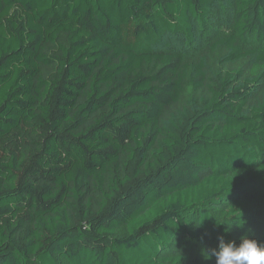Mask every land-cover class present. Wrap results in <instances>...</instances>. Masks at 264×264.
I'll list each match as a JSON object with an SVG mask.
<instances>
[{"label": "trees", "instance_id": "obj_1", "mask_svg": "<svg viewBox=\"0 0 264 264\" xmlns=\"http://www.w3.org/2000/svg\"><path fill=\"white\" fill-rule=\"evenodd\" d=\"M218 2L241 59L264 0H0V264H215L221 236L264 243V70L152 48L192 42Z\"/></svg>", "mask_w": 264, "mask_h": 264}, {"label": "rangeland", "instance_id": "obj_2", "mask_svg": "<svg viewBox=\"0 0 264 264\" xmlns=\"http://www.w3.org/2000/svg\"><path fill=\"white\" fill-rule=\"evenodd\" d=\"M231 15V5L218 2L212 7L205 25L193 21L192 42L188 43L180 33H166L152 48L156 52L178 53L190 66L202 61L207 75L230 67H239L243 75L250 78L255 70H264V42L254 43L250 38L246 43H239L243 50L253 52L241 59L229 58V49L224 39L230 35L236 36ZM260 49H263V53Z\"/></svg>", "mask_w": 264, "mask_h": 264}, {"label": "clouds", "instance_id": "obj_3", "mask_svg": "<svg viewBox=\"0 0 264 264\" xmlns=\"http://www.w3.org/2000/svg\"><path fill=\"white\" fill-rule=\"evenodd\" d=\"M215 258V264H264V243L243 234L236 240L225 241L223 236L218 238L215 248L206 252Z\"/></svg>", "mask_w": 264, "mask_h": 264}]
</instances>
